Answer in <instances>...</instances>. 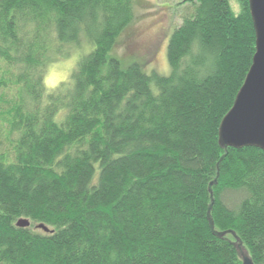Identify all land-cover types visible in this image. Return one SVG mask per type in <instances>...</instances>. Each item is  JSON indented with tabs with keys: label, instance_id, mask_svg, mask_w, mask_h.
<instances>
[{
	"label": "trees",
	"instance_id": "trees-1",
	"mask_svg": "<svg viewBox=\"0 0 264 264\" xmlns=\"http://www.w3.org/2000/svg\"><path fill=\"white\" fill-rule=\"evenodd\" d=\"M137 4L0 0V93L13 90L0 264H242L232 235L212 234L211 204L215 230L264 264V151L222 158L218 143L255 52L249 0L235 14L229 0H179L166 76L110 55ZM82 42L73 83L45 95L48 57Z\"/></svg>",
	"mask_w": 264,
	"mask_h": 264
},
{
	"label": "water",
	"instance_id": "water-1",
	"mask_svg": "<svg viewBox=\"0 0 264 264\" xmlns=\"http://www.w3.org/2000/svg\"><path fill=\"white\" fill-rule=\"evenodd\" d=\"M249 9L255 31V52L232 107L219 124L218 143L224 151L222 158L229 147L235 149L254 147L264 151V0H249ZM211 201L213 203L212 194ZM211 206L212 204L208 209L207 219L212 234L220 238L231 234L242 264H253L235 233L215 230L210 217ZM29 225V221L24 218L16 222L18 227ZM36 228L51 232L43 224H38Z\"/></svg>",
	"mask_w": 264,
	"mask_h": 264
},
{
	"label": "rangeland",
	"instance_id": "rangeland-1",
	"mask_svg": "<svg viewBox=\"0 0 264 264\" xmlns=\"http://www.w3.org/2000/svg\"><path fill=\"white\" fill-rule=\"evenodd\" d=\"M179 0H138L135 8L136 19L126 31H123L118 39V44L110 51V55L117 56L122 67L127 63L137 62L142 71L166 76L170 73L166 56V46L174 27L181 22L183 6H177ZM237 9H235L236 11ZM85 51L88 45L82 42L80 46L66 45L63 53L52 54L47 62L54 57H64L72 50ZM46 62V63H47ZM161 68L164 71L161 72ZM0 139L4 147L7 145V119L8 107L13 99V90L0 93Z\"/></svg>",
	"mask_w": 264,
	"mask_h": 264
},
{
	"label": "clouds",
	"instance_id": "clouds-1",
	"mask_svg": "<svg viewBox=\"0 0 264 264\" xmlns=\"http://www.w3.org/2000/svg\"><path fill=\"white\" fill-rule=\"evenodd\" d=\"M236 0H229L228 10L235 14ZM87 51L79 49L72 50L64 57H54L47 62L42 69L41 85L44 94L54 93L58 89L63 90L64 87L73 83V73L79 70V61ZM164 68H161V72Z\"/></svg>",
	"mask_w": 264,
	"mask_h": 264
}]
</instances>
